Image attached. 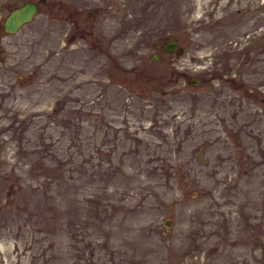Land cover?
<instances>
[{
    "label": "rangeland",
    "instance_id": "374dc122",
    "mask_svg": "<svg viewBox=\"0 0 264 264\" xmlns=\"http://www.w3.org/2000/svg\"><path fill=\"white\" fill-rule=\"evenodd\" d=\"M22 1L0 264H264V0Z\"/></svg>",
    "mask_w": 264,
    "mask_h": 264
},
{
    "label": "water",
    "instance_id": "95a60500",
    "mask_svg": "<svg viewBox=\"0 0 264 264\" xmlns=\"http://www.w3.org/2000/svg\"><path fill=\"white\" fill-rule=\"evenodd\" d=\"M36 7L37 3L34 0H23L18 5L10 7L1 19V28L8 32L16 30L22 22L28 20L32 16ZM156 45L159 46L163 52H167L172 49H175L176 51L180 50V45L173 37H167L161 42H156ZM156 55L157 53H153L152 57H155ZM189 81L193 82L195 79L191 77ZM163 223L167 225L169 223V217H165Z\"/></svg>",
    "mask_w": 264,
    "mask_h": 264
},
{
    "label": "flooded vegetation",
    "instance_id": "af4514ba",
    "mask_svg": "<svg viewBox=\"0 0 264 264\" xmlns=\"http://www.w3.org/2000/svg\"><path fill=\"white\" fill-rule=\"evenodd\" d=\"M193 79L197 80V79H198V77H197V78L193 77Z\"/></svg>",
    "mask_w": 264,
    "mask_h": 264
}]
</instances>
